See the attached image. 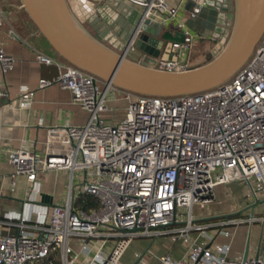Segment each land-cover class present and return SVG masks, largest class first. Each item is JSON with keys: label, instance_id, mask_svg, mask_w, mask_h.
Listing matches in <instances>:
<instances>
[{"label": "built area", "instance_id": "2783aa9c", "mask_svg": "<svg viewBox=\"0 0 264 264\" xmlns=\"http://www.w3.org/2000/svg\"><path fill=\"white\" fill-rule=\"evenodd\" d=\"M120 1L140 9L141 22L150 20L165 27L169 22L183 23L179 12L185 0H177L173 7L166 0ZM210 3L201 0L193 11L198 13ZM4 21L0 7V28ZM181 27L183 43L171 44V59L160 61L158 69H191L185 52L196 34L185 24ZM137 34L123 48V57H135ZM36 59L58 68L56 77L38 80L37 89L68 90L73 102L88 113V120L81 127L49 129L41 154L25 147L7 152L12 177L22 176L32 184L38 174L65 172L68 182L64 203L54 206L47 219L36 224L21 219L15 224L16 235H0V264L37 263L57 251L61 264H120L134 239L158 236L180 240L186 248L181 259L164 256L161 264H264L256 256L227 259V245L211 249L196 243L191 232L204 234L208 226L194 222L190 215L193 206L212 201L216 186L244 181L253 201H262L261 215L210 226L225 237L229 233L222 228L233 222H258L264 231V33L232 78L186 96L136 95L67 63L41 54ZM14 63L0 46V72H10ZM113 93L125 103L118 117L108 106ZM0 98L7 94L0 91ZM33 98V91L21 87L19 108H28ZM81 194L95 198L99 207L76 209L74 203Z\"/></svg>", "mask_w": 264, "mask_h": 264}, {"label": "crops", "instance_id": "0c3cea01", "mask_svg": "<svg viewBox=\"0 0 264 264\" xmlns=\"http://www.w3.org/2000/svg\"><path fill=\"white\" fill-rule=\"evenodd\" d=\"M199 1L201 0H185L179 12L182 24L188 20L190 11ZM166 2L173 7L177 0ZM0 5L5 19L0 28V46L15 61L10 72H0V91L7 94V98H0V235L12 236L18 233L15 224L21 219L29 224H36L47 219L54 206L64 203L68 179L65 172L38 174L32 184L27 183L22 176L12 177L14 170L7 162V152L25 147L35 154H41L49 129L60 125L84 126L88 113L73 102L68 90L59 86L37 89L38 80L52 79L58 75L55 65L39 64L37 54L57 62H65L55 54L26 14L19 9V0H0ZM132 8L140 12V9ZM182 24L169 22L166 31L174 37L178 30H182ZM216 54L217 51L198 52V47L192 44L189 52H185V59L187 65L194 68ZM139 55L135 56L139 60L153 61L143 53ZM168 57L169 54L161 56L155 61L156 67L160 61H167ZM21 87L34 92L33 101L28 108H19L17 95ZM258 205H261L260 210H257ZM262 209V201H253L246 182L233 181L218 185L214 188L210 203L193 206L190 214L192 220L208 227L204 234L192 231L191 238L211 249L214 245L229 246L227 259L243 257L249 240V256H256L259 248V258L264 263V231L260 223H230L222 228L229 233L227 237L218 234L215 227L210 226L218 221L232 222L257 217L261 215ZM70 244L76 248L74 242ZM131 245L130 256L124 257ZM128 248L120 264H161V257L169 256L172 260H179L186 250L180 240L174 241L170 236L137 238Z\"/></svg>", "mask_w": 264, "mask_h": 264}, {"label": "water", "instance_id": "95a60500", "mask_svg": "<svg viewBox=\"0 0 264 264\" xmlns=\"http://www.w3.org/2000/svg\"><path fill=\"white\" fill-rule=\"evenodd\" d=\"M23 11L55 54L65 63L136 95L177 97L214 89L227 82L249 60L264 33V0H211L185 26L207 44L214 57L183 72L156 67L170 46L183 43L178 30L173 37L156 22H141V13L120 0H19ZM137 34L135 56L125 58L123 48ZM249 256L247 240L243 260ZM259 258V248L256 253Z\"/></svg>", "mask_w": 264, "mask_h": 264}, {"label": "rangeland", "instance_id": "374dc122", "mask_svg": "<svg viewBox=\"0 0 264 264\" xmlns=\"http://www.w3.org/2000/svg\"><path fill=\"white\" fill-rule=\"evenodd\" d=\"M0 7H1V5H0ZM193 44H195V47H198V52H201V51L208 52V51H210V46L211 45L200 46L196 40H194ZM113 97L114 98L109 101L108 106H109L110 109L116 110L117 116H115V117H118L119 115H121L120 113L123 112V109L125 107V103L120 99V96H119L118 93H113ZM260 208H261V205H258L257 206V210H260ZM109 244L107 245V249H109L111 247V246H109ZM131 248H132V245L128 248V250L126 251L124 257L130 256ZM49 258L54 259V263L55 264H61L62 263V259H61V255H60L59 251H57L56 253L50 254Z\"/></svg>", "mask_w": 264, "mask_h": 264}, {"label": "trees", "instance_id": "16d2710c", "mask_svg": "<svg viewBox=\"0 0 264 264\" xmlns=\"http://www.w3.org/2000/svg\"><path fill=\"white\" fill-rule=\"evenodd\" d=\"M74 207L76 209H80L83 211H89L90 209H97L99 207V203L95 198L85 194H81L76 199L74 203ZM32 264H55V263H54V259L48 257L45 260Z\"/></svg>", "mask_w": 264, "mask_h": 264}, {"label": "flooded vegetation", "instance_id": "af4514ba", "mask_svg": "<svg viewBox=\"0 0 264 264\" xmlns=\"http://www.w3.org/2000/svg\"><path fill=\"white\" fill-rule=\"evenodd\" d=\"M215 52V51H214Z\"/></svg>", "mask_w": 264, "mask_h": 264}]
</instances>
